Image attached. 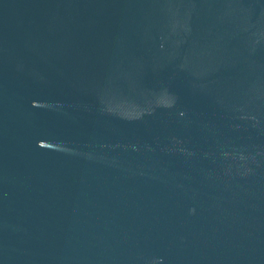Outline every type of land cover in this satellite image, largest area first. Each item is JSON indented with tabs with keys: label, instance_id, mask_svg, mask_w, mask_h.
I'll return each mask as SVG.
<instances>
[{
	"label": "water",
	"instance_id": "obj_1",
	"mask_svg": "<svg viewBox=\"0 0 264 264\" xmlns=\"http://www.w3.org/2000/svg\"><path fill=\"white\" fill-rule=\"evenodd\" d=\"M0 264H264V0H0Z\"/></svg>",
	"mask_w": 264,
	"mask_h": 264
}]
</instances>
